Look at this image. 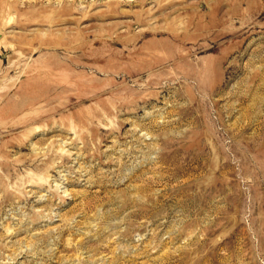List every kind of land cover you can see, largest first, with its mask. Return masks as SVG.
Wrapping results in <instances>:
<instances>
[{
  "label": "rangeland",
  "instance_id": "1",
  "mask_svg": "<svg viewBox=\"0 0 264 264\" xmlns=\"http://www.w3.org/2000/svg\"><path fill=\"white\" fill-rule=\"evenodd\" d=\"M0 264H264V0H0Z\"/></svg>",
  "mask_w": 264,
  "mask_h": 264
}]
</instances>
